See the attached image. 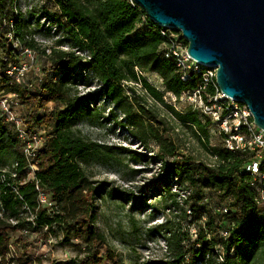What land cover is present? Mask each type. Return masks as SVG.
<instances>
[{
	"label": "trees",
	"instance_id": "trees-1",
	"mask_svg": "<svg viewBox=\"0 0 264 264\" xmlns=\"http://www.w3.org/2000/svg\"><path fill=\"white\" fill-rule=\"evenodd\" d=\"M51 1L57 10L45 9L42 15L63 31L65 36L57 45L67 42L87 50L91 59L84 62L75 52L55 47L41 68V78L18 84L1 75L0 89L16 93L24 106L25 125H45L47 138L33 160H28L14 129L0 111V264H32L27 254L31 243L25 241L16 247L22 249L23 256L7 258L10 246H14L10 234L17 231L60 236L61 241L80 246L82 256L56 264H104L101 249L106 239L97 224L96 200L108 183L87 177L80 163L99 147L111 152L129 150L87 140L74 129L79 119L94 112L128 133L134 131L137 135H130L138 141L150 139L159 147L153 161L160 165L148 192H119L118 197L131 201L133 210L148 207L150 196L167 198V210L178 212L186 222L184 227L182 222L167 220L156 227L173 255L166 264H254L264 258V207L256 203L251 175L244 169L248 154L227 150L221 136V145L211 146L207 142L210 119L197 110L178 111L165 103L164 93L139 70L157 73L166 91L176 97L198 86L200 77L182 80L174 61L165 57L167 38L161 34L163 27L132 0ZM33 18V13L26 17L16 13L9 0H0V26L4 19H12L18 39L32 47L34 43L24 36ZM3 31L0 30L1 52L11 55ZM0 61L5 64L1 57ZM90 72L99 79L100 88L80 94L78 85L91 83L87 76ZM124 81L141 83L153 101L168 108L175 122L190 126L212 160L180 154L159 129L165 121L141 103L135 87L123 85ZM52 103L57 106L49 109ZM101 103L103 106H99ZM120 115L122 119L118 120ZM31 163L37 165L34 179L29 176ZM174 184L191 189L190 198L183 204L172 191ZM36 185L55 202L53 208L39 203ZM152 211L157 210L152 207ZM192 225L197 227L196 236L190 231ZM224 231L227 236L222 234ZM191 241L190 246H184Z\"/></svg>",
	"mask_w": 264,
	"mask_h": 264
},
{
	"label": "rangeland",
	"instance_id": "rangeland-1",
	"mask_svg": "<svg viewBox=\"0 0 264 264\" xmlns=\"http://www.w3.org/2000/svg\"><path fill=\"white\" fill-rule=\"evenodd\" d=\"M45 65L46 58L41 54L37 65L28 74L29 79L31 81L39 79L41 68ZM139 70L151 84L164 93L165 103L177 107L179 111L189 109L185 103L179 100V97L166 91L163 80L157 73L146 72L141 68ZM135 91L136 95L141 97V103L156 113L158 118L165 121L164 127L159 129L168 140H171L180 154L192 156L201 161L212 160L204 144L198 140L190 126H180L175 122L169 115L168 108L153 101L143 87L135 86ZM103 104L101 103L99 106H103ZM56 106L52 103L49 105V109ZM19 111L22 114L26 113L24 107H21ZM120 119H122V115L118 116V120ZM118 120L115 119V121ZM74 129L87 140L107 146H123L129 150V152L123 153L118 150L111 152L99 147L89 153L87 158L80 163L87 177L108 183L106 189L96 200L97 224L106 239L101 249L105 256L104 264H148L152 261H161L166 264L170 262L173 255L169 254V247L168 251H165L163 248L155 246L159 240L164 238L162 232L156 227L167 220H172L174 223L182 222L184 227L187 225L185 221H182L178 212L167 210L169 200L150 196L147 200L148 207L144 210H133L131 201L118 197L119 192L133 191L136 195H144L145 192H148L158 170V164L153 161L159 150L158 145L150 139L146 142L138 141L130 135L134 131L128 133L113 121L105 122L97 112L89 117L79 119ZM134 134L137 135L135 132ZM208 136L207 142L211 146L221 145L217 126L213 123L209 126ZM140 189L145 192H141ZM152 207L157 211H152ZM173 222L172 225L175 227L176 224ZM10 236L14 246H10L11 251L7 255L8 259L24 255L21 248L20 250L16 248L19 243L24 241L31 243L27 254L33 260L32 264H56L83 255L76 242H63L60 236L45 237L25 231L13 232ZM151 244L153 245L151 246ZM191 244L192 241L185 242L184 246L188 247ZM254 264H264V258H259Z\"/></svg>",
	"mask_w": 264,
	"mask_h": 264
},
{
	"label": "built area",
	"instance_id": "built-area-1",
	"mask_svg": "<svg viewBox=\"0 0 264 264\" xmlns=\"http://www.w3.org/2000/svg\"><path fill=\"white\" fill-rule=\"evenodd\" d=\"M13 10L23 13L28 17L34 14L32 22L29 24L25 38L33 42L34 46L23 44L15 34L13 20L4 19L0 30H4V37L7 39V47L11 55L2 53L0 57L5 62L0 61V78L4 75L11 83L25 84L29 81V72L37 65L40 55L44 58L51 54L53 48L65 51H73L81 56L84 62L91 59L87 50H80L64 42L57 45V42L64 38V33L58 28V24L48 16L42 15L43 10H57V6L51 0H9ZM162 36L167 38L164 55L176 64L181 74L182 80L186 81L191 77H200L198 86L179 96V100L186 104L191 110H197L206 115L210 121L217 126L218 134L222 137L224 147L231 152H244L248 154V160L244 164V169L251 175L250 185L256 191V203L264 207V130L258 128L252 117L249 107L241 102L226 96L218 87L215 75L216 69L205 66L193 59L187 52L188 42L180 31L166 29L161 30ZM41 53V54H40ZM46 66V65H45ZM87 74V73H86ZM91 83H81L78 85L80 94L94 92L100 88L99 79L91 72L87 74ZM42 77V72L41 76ZM126 86H140L141 83H131L124 81ZM127 93L131 92L127 89ZM24 107L16 93L0 89V111L5 121L12 126L18 139L20 147L28 160H33L36 151L44 144L47 135L45 125L28 128L23 121V114L20 108ZM178 110L177 107H174ZM179 111V110H178ZM158 167H159V163ZM37 170L35 163L30 164L29 176L35 178L34 172ZM38 183V182H36ZM38 190V200L42 206L53 208L55 202L49 194L36 185ZM172 191L177 193L178 200L183 204L191 196V189L186 186L174 184ZM188 214L192 211L185 205ZM226 211V209H224ZM3 214L0 203V215ZM192 235L196 236L197 227L190 228ZM224 236L228 232H222ZM159 240V246L168 251V244L164 238ZM153 244H151L152 246ZM223 260L222 256L219 257ZM201 264V263H199Z\"/></svg>",
	"mask_w": 264,
	"mask_h": 264
},
{
	"label": "water",
	"instance_id": "water-1",
	"mask_svg": "<svg viewBox=\"0 0 264 264\" xmlns=\"http://www.w3.org/2000/svg\"><path fill=\"white\" fill-rule=\"evenodd\" d=\"M156 24L180 31L188 54L216 69L219 89L246 104L264 130V0H132Z\"/></svg>",
	"mask_w": 264,
	"mask_h": 264
}]
</instances>
